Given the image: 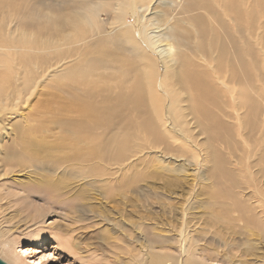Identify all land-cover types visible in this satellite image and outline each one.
I'll use <instances>...</instances> for the list:
<instances>
[{
	"label": "bare ground",
	"instance_id": "6f19581e",
	"mask_svg": "<svg viewBox=\"0 0 264 264\" xmlns=\"http://www.w3.org/2000/svg\"><path fill=\"white\" fill-rule=\"evenodd\" d=\"M40 85L60 92L67 99L66 115L76 117L62 123L71 145L76 133L82 146H67L62 159L67 167L84 164L75 158L111 151V166L93 163L77 172L91 183L131 171L128 160L137 132H144L138 153L152 140L159 146L153 149L172 154L174 163L160 162L174 165L175 171L187 168L179 163L180 153L197 168L205 147L209 163L230 159L242 148L245 157L236 163L261 168L264 0H0V119L14 115L10 111ZM56 104L63 103L51 101L48 108ZM104 112L111 115L105 119L110 124L102 122ZM125 117L131 131L109 132L100 139L101 127L110 130L118 122L115 118ZM13 133L0 135V256L11 264H31L15 248L23 235L32 244L51 237L77 256L74 242L45 226L48 214L42 206L34 209L30 222L12 225L14 203L28 208L31 199L64 197L66 187L61 178L52 179L60 164L51 161L46 143L27 132L18 147ZM223 140L227 148L218 144ZM216 174H211L215 180ZM223 174L232 177L231 172ZM260 174L253 171L249 177L255 180ZM131 186L126 180L119 190L129 192ZM188 230L183 224L173 243L177 255L168 254L167 239L155 234L150 236L151 248L166 253L139 250L138 256L148 259L146 264H222L220 255L199 252L194 237L189 244Z\"/></svg>",
	"mask_w": 264,
	"mask_h": 264
},
{
	"label": "rangeland",
	"instance_id": "374dc122",
	"mask_svg": "<svg viewBox=\"0 0 264 264\" xmlns=\"http://www.w3.org/2000/svg\"><path fill=\"white\" fill-rule=\"evenodd\" d=\"M66 100L60 92L40 85L29 100L24 101L17 110L10 111H16L14 115L0 119V135L6 138L13 133L18 122L15 129L18 135L13 133L12 141L15 140L17 146L22 147L24 134H35L36 141L46 143L51 161L60 164L59 171L53 173L52 179L60 181L61 178V183L66 186L63 189L64 197L52 194L47 197L48 200L31 199L28 208H24L26 203H14L10 209V215H14L12 225L18 221L24 224L30 222L34 209L42 206L44 213L48 214L45 226L62 231L66 239L74 242L78 255L66 253L62 245L51 237L32 244L25 240V235L15 246L17 254L31 264H93L95 259V264H146L148 259L138 254L139 250L149 252L154 249L151 248L150 236H164L167 239V253L177 255L174 248L177 245L173 243L179 239V231L185 224L189 228V244H192L194 237L199 252L204 249L206 255H220L217 258L222 264H264V165L261 168L253 167L251 163L248 168L238 165L236 160L242 161L245 157L241 156L242 148L237 154L233 152L231 157H234L227 158L228 161L209 163V147H205L203 156L198 157L200 165L197 168L185 162L180 153L179 163L187 168L184 172L175 171L172 168L174 165L160 162L164 159L174 163L172 154L163 149H153L159 146L152 140L143 145L142 152L138 153V139L144 132H137L132 140L136 149L130 152L128 160L131 171L127 175L111 173L91 183L90 178L77 172L93 163L102 167L111 166V151L102 149L88 158H75L84 164L67 167V161L62 160L68 154L67 146L77 150L82 146L77 143L79 134L75 133V144L71 145L66 137L67 131L63 129V122H72L76 118L66 115ZM51 101L63 104L49 109L48 103ZM110 116L104 112L102 122L110 124L105 120ZM115 119L118 122L112 129L101 127L100 139L109 132L132 130V127L126 128L128 117ZM219 143L227 148L225 140ZM261 144L264 148V143ZM225 148L222 149L226 154ZM225 171L231 172L232 177L224 175ZM253 171H262L263 174L252 180L249 174ZM214 172L219 177L217 180L211 176ZM126 180L132 183L130 191H120L119 187ZM217 190L219 193L215 194L213 191ZM9 191L15 192L12 188ZM185 210L187 215L184 216ZM22 248L29 249V252ZM154 250L156 253H166L160 249ZM0 260L11 264L2 256Z\"/></svg>",
	"mask_w": 264,
	"mask_h": 264
},
{
	"label": "water",
	"instance_id": "95a60500",
	"mask_svg": "<svg viewBox=\"0 0 264 264\" xmlns=\"http://www.w3.org/2000/svg\"><path fill=\"white\" fill-rule=\"evenodd\" d=\"M0 264H6L5 262H3L2 260H0Z\"/></svg>",
	"mask_w": 264,
	"mask_h": 264
}]
</instances>
